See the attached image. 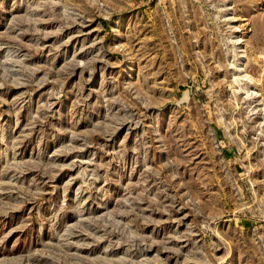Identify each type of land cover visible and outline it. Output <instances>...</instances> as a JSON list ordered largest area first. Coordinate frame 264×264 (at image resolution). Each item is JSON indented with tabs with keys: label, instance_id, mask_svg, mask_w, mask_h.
Returning a JSON list of instances; mask_svg holds the SVG:
<instances>
[{
	"label": "rangeland",
	"instance_id": "obj_1",
	"mask_svg": "<svg viewBox=\"0 0 264 264\" xmlns=\"http://www.w3.org/2000/svg\"><path fill=\"white\" fill-rule=\"evenodd\" d=\"M0 264H264V0H0Z\"/></svg>",
	"mask_w": 264,
	"mask_h": 264
}]
</instances>
